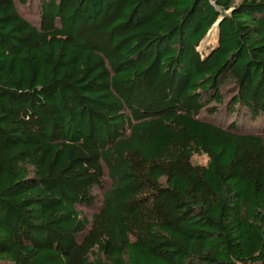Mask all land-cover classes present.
<instances>
[{
  "label": "trees",
  "instance_id": "16d2710c",
  "mask_svg": "<svg viewBox=\"0 0 264 264\" xmlns=\"http://www.w3.org/2000/svg\"><path fill=\"white\" fill-rule=\"evenodd\" d=\"M18 1L0 264H264V0Z\"/></svg>",
  "mask_w": 264,
  "mask_h": 264
},
{
  "label": "rangeland",
  "instance_id": "374dc122",
  "mask_svg": "<svg viewBox=\"0 0 264 264\" xmlns=\"http://www.w3.org/2000/svg\"><path fill=\"white\" fill-rule=\"evenodd\" d=\"M42 1L43 0H31L28 5H23L18 1L17 6L20 12L24 16H26L32 21H37V19H39ZM214 30L215 28L211 31L210 35H208V37L201 42L200 46L198 47V50L202 55H206L210 51V49L213 48L217 43L216 39L215 41L212 40L210 41L209 39L211 34L212 37H215L213 36L214 34H216L213 32ZM216 36H218V33L216 34ZM192 162L197 165H205L208 162V157L206 155H194L192 158ZM85 211L87 214L90 213L88 210ZM1 264H7V263H1Z\"/></svg>",
  "mask_w": 264,
  "mask_h": 264
},
{
  "label": "bare ground",
  "instance_id": "6f19581e",
  "mask_svg": "<svg viewBox=\"0 0 264 264\" xmlns=\"http://www.w3.org/2000/svg\"><path fill=\"white\" fill-rule=\"evenodd\" d=\"M217 30H218V28L216 27L215 30H214L213 32L216 33ZM213 32H212V33H213ZM213 36H215V37H212V34H211V36L209 37L210 41H211V40H212V41H215V39H216L217 36H216V34H214ZM209 39H208V40H209Z\"/></svg>",
  "mask_w": 264,
  "mask_h": 264
},
{
  "label": "water",
  "instance_id": "95a60500",
  "mask_svg": "<svg viewBox=\"0 0 264 264\" xmlns=\"http://www.w3.org/2000/svg\"><path fill=\"white\" fill-rule=\"evenodd\" d=\"M218 26H219V25L216 24V25L213 27V29L216 28V27L218 28ZM213 29H212V30H213ZM212 30H211V31H212ZM211 31H210V33H211ZM210 33H209V35H210Z\"/></svg>",
  "mask_w": 264,
  "mask_h": 264
}]
</instances>
